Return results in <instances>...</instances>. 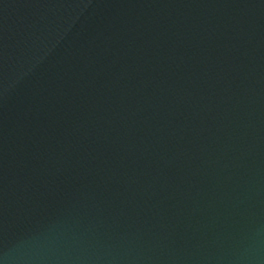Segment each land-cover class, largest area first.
I'll list each match as a JSON object with an SVG mask.
<instances>
[{
	"label": "water",
	"instance_id": "obj_1",
	"mask_svg": "<svg viewBox=\"0 0 264 264\" xmlns=\"http://www.w3.org/2000/svg\"><path fill=\"white\" fill-rule=\"evenodd\" d=\"M0 264H264V0H0Z\"/></svg>",
	"mask_w": 264,
	"mask_h": 264
}]
</instances>
